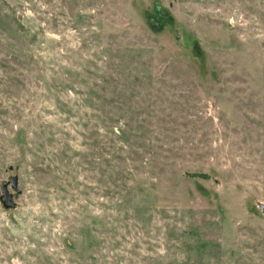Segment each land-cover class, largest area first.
Listing matches in <instances>:
<instances>
[{
    "label": "rangeland",
    "instance_id": "1",
    "mask_svg": "<svg viewBox=\"0 0 264 264\" xmlns=\"http://www.w3.org/2000/svg\"><path fill=\"white\" fill-rule=\"evenodd\" d=\"M11 177L0 264H264V0H0Z\"/></svg>",
    "mask_w": 264,
    "mask_h": 264
},
{
    "label": "water",
    "instance_id": "2",
    "mask_svg": "<svg viewBox=\"0 0 264 264\" xmlns=\"http://www.w3.org/2000/svg\"><path fill=\"white\" fill-rule=\"evenodd\" d=\"M157 8L158 5H157ZM10 182L9 184L6 183L4 184L2 187H1V197H0V200H2V203H3V206L5 208H14L15 207V204L13 203V197L11 194H9L8 192V185H10V187L16 192V193H19V190H18V179L17 177H11L10 179Z\"/></svg>",
    "mask_w": 264,
    "mask_h": 264
},
{
    "label": "trees",
    "instance_id": "3",
    "mask_svg": "<svg viewBox=\"0 0 264 264\" xmlns=\"http://www.w3.org/2000/svg\"><path fill=\"white\" fill-rule=\"evenodd\" d=\"M154 12H155V14H156L157 17H160V15H161L160 8H157V6H156L154 8ZM112 134L114 136H117V135H115L114 132H112ZM110 147H112V146H110ZM115 150H117V149H115V148L112 149L111 152H110V154H108L107 157H112L113 159L116 158V157H119V152L118 151H115ZM196 175L199 176L202 179H207L208 178V175L207 174H204V173H199V174H196Z\"/></svg>",
    "mask_w": 264,
    "mask_h": 264
}]
</instances>
